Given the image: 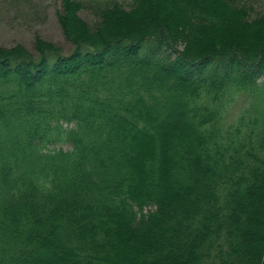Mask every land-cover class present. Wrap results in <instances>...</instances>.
<instances>
[{
	"label": "trees",
	"instance_id": "16d2710c",
	"mask_svg": "<svg viewBox=\"0 0 264 264\" xmlns=\"http://www.w3.org/2000/svg\"><path fill=\"white\" fill-rule=\"evenodd\" d=\"M57 17L68 52L0 44V264H261L264 128L222 143L195 98L210 65L264 74V0H62Z\"/></svg>",
	"mask_w": 264,
	"mask_h": 264
},
{
	"label": "clouds",
	"instance_id": "9594fccd",
	"mask_svg": "<svg viewBox=\"0 0 264 264\" xmlns=\"http://www.w3.org/2000/svg\"><path fill=\"white\" fill-rule=\"evenodd\" d=\"M210 65L198 77L203 84L198 89L195 104L206 107L215 113V124L222 143H227L230 135L247 133L252 122L256 121L257 130L264 128V74L246 79L239 71L219 79ZM215 85V87H213ZM33 183L42 193L54 191L53 177L49 174L36 175Z\"/></svg>",
	"mask_w": 264,
	"mask_h": 264
},
{
	"label": "rangeland",
	"instance_id": "374dc122",
	"mask_svg": "<svg viewBox=\"0 0 264 264\" xmlns=\"http://www.w3.org/2000/svg\"><path fill=\"white\" fill-rule=\"evenodd\" d=\"M62 0H0V44L11 45L20 42L33 50V37L36 33L50 39L60 46L62 52H68L70 43L62 35L57 13ZM125 8L132 0H118ZM90 19L91 13H81ZM66 147V144H61Z\"/></svg>",
	"mask_w": 264,
	"mask_h": 264
},
{
	"label": "water",
	"instance_id": "95a60500",
	"mask_svg": "<svg viewBox=\"0 0 264 264\" xmlns=\"http://www.w3.org/2000/svg\"><path fill=\"white\" fill-rule=\"evenodd\" d=\"M261 264H264V254H263V258H262V262H261Z\"/></svg>",
	"mask_w": 264,
	"mask_h": 264
}]
</instances>
